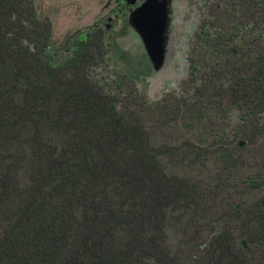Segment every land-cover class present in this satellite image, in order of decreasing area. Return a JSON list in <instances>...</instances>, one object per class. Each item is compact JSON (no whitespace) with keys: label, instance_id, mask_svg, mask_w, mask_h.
I'll use <instances>...</instances> for the list:
<instances>
[{"label":"trees","instance_id":"trees-1","mask_svg":"<svg viewBox=\"0 0 264 264\" xmlns=\"http://www.w3.org/2000/svg\"><path fill=\"white\" fill-rule=\"evenodd\" d=\"M223 2L212 6L228 23L202 22L185 94L169 104L92 74L103 29L59 54L32 0H0V264H264V196L216 205L177 171L210 150L227 170L225 137L168 132L171 114L183 129L229 107L236 142L261 129L264 0Z\"/></svg>","mask_w":264,"mask_h":264},{"label":"rangeland","instance_id":"rangeland-1","mask_svg":"<svg viewBox=\"0 0 264 264\" xmlns=\"http://www.w3.org/2000/svg\"><path fill=\"white\" fill-rule=\"evenodd\" d=\"M32 1L35 16L49 22L54 49L59 54L69 53V44L80 35L83 38L92 29H103L109 44L105 66L91 68L92 74H101L107 83L124 76L149 102L167 99L172 104L184 95L180 86L188 80L195 33L204 21H217L219 26L228 23L217 19L212 6L224 4L223 0ZM218 9L223 10L219 5ZM160 34L161 50L157 52ZM258 42L264 44V35ZM237 117L233 107L227 108L225 114L211 108L202 118H196L191 128L181 129L182 118L176 114L169 116L168 132L175 134L174 137L184 136L195 145L225 137L234 151L235 157L227 170L211 150L199 160L185 162L177 168L208 191L216 205L249 206L264 196V184L258 175L260 171L264 175V112L255 117L261 129L251 137L239 138V142L234 137ZM236 144L240 145L239 149H235Z\"/></svg>","mask_w":264,"mask_h":264},{"label":"water","instance_id":"water-1","mask_svg":"<svg viewBox=\"0 0 264 264\" xmlns=\"http://www.w3.org/2000/svg\"><path fill=\"white\" fill-rule=\"evenodd\" d=\"M163 21V20H162ZM161 34H160V40H159V42H158V50H157V52H160V50H161ZM156 52V53H157Z\"/></svg>","mask_w":264,"mask_h":264}]
</instances>
